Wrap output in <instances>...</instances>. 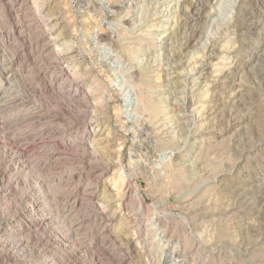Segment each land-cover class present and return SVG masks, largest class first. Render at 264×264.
Listing matches in <instances>:
<instances>
[{
	"label": "rangeland",
	"instance_id": "374dc122",
	"mask_svg": "<svg viewBox=\"0 0 264 264\" xmlns=\"http://www.w3.org/2000/svg\"><path fill=\"white\" fill-rule=\"evenodd\" d=\"M13 1L0 264H264V0Z\"/></svg>",
	"mask_w": 264,
	"mask_h": 264
},
{
	"label": "bare ground",
	"instance_id": "6f19581e",
	"mask_svg": "<svg viewBox=\"0 0 264 264\" xmlns=\"http://www.w3.org/2000/svg\"><path fill=\"white\" fill-rule=\"evenodd\" d=\"M13 1V0H12ZM21 1V0H20ZM132 1V0H131ZM184 1V4H187L188 5V10H187V18H188V20H187V22H186V24L188 25V27H190V33H191V35H194V36H199V34H200V30L197 28V27H195L194 25H195V23L199 20V18L204 14V11H203V9H204V6H205V2L203 1V0H194V1H189L188 3H187V1L186 0H183ZM14 2V1H13ZM18 4H19V2H17ZM17 6H19V5H17ZM111 6L112 7H115L116 6V4L115 3H112L111 4ZM14 7V6H13ZM117 7V6H116ZM14 9V8H13ZM186 11V10H185ZM246 14V13H245ZM245 16H247V15H245ZM185 19V18H184ZM167 21V20H166ZM251 19L249 18V17H245V18H242V20H241V25H242V28H243V30L246 32V31H249L251 28H252V25L253 24H251ZM258 21V20H257ZM255 22V21H254ZM253 23V22H252ZM170 28V27H169ZM171 33H172V31H171ZM242 33V32H241ZM174 34V33H173ZM189 34V33H188ZM214 42V41H213ZM167 43V42H166ZM210 44H212V41H210ZM163 48V47H162ZM167 51V50H166ZM172 54V53H171ZM178 58V57H177ZM170 60L171 61H174V57H171L170 58ZM175 61H177V60H175ZM178 65V63L176 64V62H173V65H172V70L173 69H175L176 68V66ZM264 67V66H263ZM178 73V72H177ZM226 74V73H225ZM224 74V75H225ZM185 77V76H184ZM262 77V76H261ZM263 77H264V75H263ZM186 78V77H185ZM3 84V83H2ZM2 84H0V86H2ZM172 84V83H171ZM76 89V88H75ZM260 91V90H259ZM4 92V91H3ZM215 92V91H214ZM258 93V92H257ZM264 93V92H263ZM3 94V93H2ZM4 95V94H3ZM3 95H2V97H3ZM255 97H256V95H255ZM243 100V99H242ZM186 102H185V106L186 107H191L192 106V103H191V101L190 100H185ZM182 106V105H181ZM236 106L237 107H235V108H237L236 110H235V112H233L232 114L233 115H235V117L236 118H242V117H244V114H239V112L241 111V112H243V110L245 111V109L247 110V108L249 109L250 107H251V103H246V102H237V104H236ZM254 106V105H253ZM252 106V107H253ZM203 109V108H202ZM204 112H207V111H204ZM246 116V115H245ZM245 118V117H244ZM1 179V178H0ZM17 180V179H16ZM17 182V181H16ZM17 184V183H16ZM228 186V185H227ZM226 188V187H225ZM232 188V187H231ZM237 188H239V187H237ZM230 189V188H229ZM234 189H236V188H234ZM228 191V190H227ZM237 191H239V190H237ZM134 192V191H133ZM235 194V193H234ZM235 200H236V203H238L241 207H243L244 208V210H245V208H251L252 209V206L255 204V201H254V198H252V196H251V192H240V193H236L235 194ZM37 205V204H36ZM40 210V209H39ZM44 217H39L38 219H37V221H36V223L38 224V225H40V224H43L44 223ZM159 226V225H158ZM138 229H136V230H139L140 229V226H139V224L136 226ZM143 228H144V226H143ZM260 228V227H259ZM252 229V228H251ZM263 229L264 228H261V230L263 231ZM255 232V231H254ZM259 232V231H258ZM261 233V232H260ZM194 240V239H193ZM196 240V239H195ZM196 243V242H195ZM198 244V243H197ZM164 253V252H163ZM171 256V255H170ZM172 258V257H171Z\"/></svg>",
	"mask_w": 264,
	"mask_h": 264
}]
</instances>
